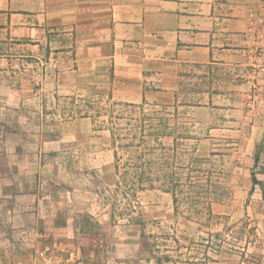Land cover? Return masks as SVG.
Instances as JSON below:
<instances>
[{"label":"crops","instance_id":"1","mask_svg":"<svg viewBox=\"0 0 264 264\" xmlns=\"http://www.w3.org/2000/svg\"><path fill=\"white\" fill-rule=\"evenodd\" d=\"M108 102L169 111L195 156L236 157L229 184L258 209L264 0H0V264H164L153 223L194 252L171 193L119 214L112 133L95 125Z\"/></svg>","mask_w":264,"mask_h":264},{"label":"trees","instance_id":"2","mask_svg":"<svg viewBox=\"0 0 264 264\" xmlns=\"http://www.w3.org/2000/svg\"><path fill=\"white\" fill-rule=\"evenodd\" d=\"M122 105L132 109L118 113L112 109L109 120L100 125V129L111 130L113 137L116 194L131 203L144 190L169 192L180 214L203 221L209 229L221 222L225 215L215 213L213 205L230 201L231 171L217 166L218 157L195 156L189 125L173 119L169 111H146L145 104ZM253 180L257 182L254 176ZM163 258L171 259L169 255ZM258 264H264V257Z\"/></svg>","mask_w":264,"mask_h":264},{"label":"rangeland","instance_id":"3","mask_svg":"<svg viewBox=\"0 0 264 264\" xmlns=\"http://www.w3.org/2000/svg\"><path fill=\"white\" fill-rule=\"evenodd\" d=\"M112 109L118 113L121 109L130 110L132 108H125L122 104L116 102L100 105L95 111V125L97 127H100L103 121L109 120ZM135 109L139 111L138 108ZM144 109L146 111L162 112L161 108L153 105L145 104ZM124 124L125 122H123ZM236 162L237 159L234 156L224 159L220 157L216 160L218 167H221L224 171H231V173H233L232 168ZM231 188L232 197L225 204L227 208L221 212L225 215L221 222L215 223L209 229L202 225L203 221L201 223L192 220L195 225L193 242L196 244V249L191 254L186 250L180 249L183 244L178 247L177 244H174L172 237L174 236L175 238V233H172L169 225L165 224L166 227L163 226L159 229L156 223H153L152 227V224L148 225L149 231L154 230V232H151L153 241L159 243L160 249L163 251L159 254V257L164 264H191L192 261L195 263L196 258L201 259L199 253L203 247L206 249V253L210 250L212 264H258L261 261L264 257V203H262L261 207L254 210L248 198L244 199L243 194L236 198L237 189L234 186H231ZM117 204L119 205L117 207L119 208V214L130 211L128 200H124L122 196ZM165 250H170L171 252L167 254ZM165 255H169L171 259L169 261L164 260L163 257Z\"/></svg>","mask_w":264,"mask_h":264}]
</instances>
